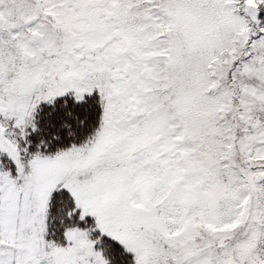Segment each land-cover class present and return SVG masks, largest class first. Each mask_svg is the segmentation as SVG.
<instances>
[{
  "label": "snow or ice",
  "instance_id": "obj_1",
  "mask_svg": "<svg viewBox=\"0 0 264 264\" xmlns=\"http://www.w3.org/2000/svg\"><path fill=\"white\" fill-rule=\"evenodd\" d=\"M0 264H264V0H0Z\"/></svg>",
  "mask_w": 264,
  "mask_h": 264
}]
</instances>
